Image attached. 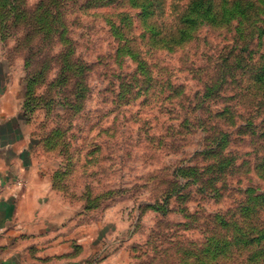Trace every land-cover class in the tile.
<instances>
[{"label":"rangeland","instance_id":"1","mask_svg":"<svg viewBox=\"0 0 264 264\" xmlns=\"http://www.w3.org/2000/svg\"><path fill=\"white\" fill-rule=\"evenodd\" d=\"M194 1L0 0L32 148L73 214L65 259L264 264V0L175 40Z\"/></svg>","mask_w":264,"mask_h":264},{"label":"crops","instance_id":"2","mask_svg":"<svg viewBox=\"0 0 264 264\" xmlns=\"http://www.w3.org/2000/svg\"><path fill=\"white\" fill-rule=\"evenodd\" d=\"M7 55L0 43V264H80L65 259L73 214L32 148L24 73Z\"/></svg>","mask_w":264,"mask_h":264},{"label":"trees","instance_id":"3","mask_svg":"<svg viewBox=\"0 0 264 264\" xmlns=\"http://www.w3.org/2000/svg\"><path fill=\"white\" fill-rule=\"evenodd\" d=\"M242 3L243 2H241L240 0H195L191 5H189L183 11V13L179 18V22L181 23V25L176 29L175 33L171 36L175 40L179 39L180 41H182L186 39V37L190 34L191 30L197 26L199 20L208 18L209 16H211L217 22H222L224 19L220 18V16L227 14V10L221 12L222 7L225 5L235 7L233 8V11H236L238 15H243L245 11L237 8V6H239ZM246 3L249 4L251 2L248 1ZM37 10L35 11V13L31 14L30 16L33 18L36 26L40 29V31L44 33H46V31L49 30L58 32V29L55 26V18L51 15L50 9L46 6L39 5ZM233 18H234V13L232 12L231 19ZM214 25H219V24L216 23ZM32 27L33 25L30 23V28ZM73 65L74 62H71L69 61V59H66L65 67L71 69ZM31 84L32 81L31 79H29L28 86L30 87ZM262 223L264 225V220L262 221ZM254 230H255V234L252 235L251 238L258 241L261 238L264 239V227L260 229L257 228ZM262 251L264 252V248Z\"/></svg>","mask_w":264,"mask_h":264}]
</instances>
